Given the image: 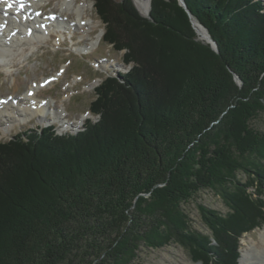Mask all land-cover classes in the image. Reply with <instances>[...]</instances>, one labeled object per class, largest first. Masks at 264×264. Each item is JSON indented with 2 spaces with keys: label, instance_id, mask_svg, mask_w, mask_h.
<instances>
[{
  "label": "trees",
  "instance_id": "16d2710c",
  "mask_svg": "<svg viewBox=\"0 0 264 264\" xmlns=\"http://www.w3.org/2000/svg\"><path fill=\"white\" fill-rule=\"evenodd\" d=\"M185 2L218 52L179 0H151L149 17L94 0L102 40L130 68L95 88L99 118L83 130L0 141V264H139L172 243L197 264H239L242 238L264 226V6Z\"/></svg>",
  "mask_w": 264,
  "mask_h": 264
},
{
  "label": "rangeland",
  "instance_id": "374dc122",
  "mask_svg": "<svg viewBox=\"0 0 264 264\" xmlns=\"http://www.w3.org/2000/svg\"><path fill=\"white\" fill-rule=\"evenodd\" d=\"M63 1L42 0L36 8L44 10L42 12L43 16L55 14L62 20H68L69 18L70 20L80 22L77 19L75 10H67L63 6ZM84 1L77 0L78 4H82ZM115 1L120 2L122 0ZM136 1L134 0L135 5ZM86 2L87 5L85 6L83 17L84 19H89L90 27H92L89 35H83L79 30H76L74 33V31L58 25L40 42L23 40L10 53L12 57L9 56L8 60L2 62L0 66V96L4 98H7L9 95L19 97L26 94L29 89L35 87L47 76L54 75L57 80L45 88L41 87L37 93L38 100L42 98L47 100L46 102L51 108L43 117L39 115L29 117L16 115L15 118L7 115L0 116V141L11 138L20 130H27L29 128L38 129L52 124L56 126L59 134L77 132L82 129L87 119L95 121L98 118V115L91 112L90 109V104L96 97L95 87L108 74L126 71L130 68V66L125 65L123 62L125 50L120 52L115 51L102 40L103 36L97 41L98 35L104 34V25L98 17L94 7V0H86ZM147 6H149L148 1L144 6H141L144 14L140 11L139 6H137L144 16L149 15ZM42 20L41 18L40 22ZM195 20L198 22L197 19ZM200 24L202 27L204 26L202 23ZM200 29L202 28L200 27ZM205 30L208 29L206 28ZM205 37L208 38L198 32L200 40L206 42ZM24 102L33 104L29 100L22 98L18 106ZM12 105V102H8L4 109H0V114L17 110V107H10ZM33 106L34 109L30 112L26 110L27 114L34 113L36 110L43 108L42 106L37 108L34 104ZM63 109L66 112L59 114ZM85 114L87 116L82 124L79 120ZM56 117H60V119ZM62 123L67 124L66 127L62 126ZM259 125L264 129V117L259 120ZM253 190L251 189V191ZM201 195L202 197L199 198V202L216 208L222 213L228 210L222 199L213 191H203ZM187 208L193 220L194 228L198 231L207 232L208 229L200 217L197 202L192 201V203L187 205ZM253 246L257 250L264 248V226L256 228L245 234L242 238V254L239 264H243L242 260L245 258L244 256L250 254L249 249ZM139 264L197 263L192 261L183 246L172 243L160 249H145L141 253Z\"/></svg>",
  "mask_w": 264,
  "mask_h": 264
},
{
  "label": "bare ground",
  "instance_id": "6f19581e",
  "mask_svg": "<svg viewBox=\"0 0 264 264\" xmlns=\"http://www.w3.org/2000/svg\"><path fill=\"white\" fill-rule=\"evenodd\" d=\"M13 1L16 3L15 7L10 10H7L5 8L7 3L0 0V66L2 65L3 61L8 60V57L11 56L10 53H12L15 50V47L20 43H22L23 40L28 42H32V41L40 42L45 38V36L48 33H50V31L54 29V27H57L58 25H60V27L72 30L74 31V33L76 32V30H79L80 33H82L83 35H89V33L92 31V27H90L89 19H84L83 17V13L86 8L85 6L87 5L86 0L82 4H78L77 0L63 1V6L67 10H71V9L75 10L77 19L80 22H77V20H70L69 18L68 20H62L55 15L37 16L35 12H37L39 8L36 7L40 4L42 0H13ZM147 1L149 2V6H147V12L149 13L151 0L136 1L137 2L136 6H139L140 11H142L141 6H144L145 3H147ZM261 2L262 5H264V0H262ZM142 13L144 14L143 11ZM41 18L43 20L40 22ZM43 21L47 22L46 27L42 26ZM196 23L198 24L197 25L198 32L202 33L204 36L209 37V32L205 30L204 27L201 26L200 22L198 21ZM4 24H6L5 28L3 27ZM200 27L202 29H200ZM13 32H15L14 35H12ZM102 36L103 33L99 34L97 41ZM205 39L207 38L205 37ZM39 88L40 85L38 86L35 85V87L29 89L26 94L19 96V99L16 102L14 101L15 97H13L12 100H8L7 103L5 104L0 102V109H4L6 104H8V102L13 103V105L10 107H17V110H15L14 112H10V113L3 112L4 114L1 113L0 116L7 115L15 118L16 115L17 116L25 115L26 117L39 115L40 117H43L47 113V111L51 110V108L49 107L48 104L44 106L40 102V100H38L37 93L40 90ZM1 98L3 97L0 96V100ZM22 98L29 100V102H32L37 108L41 106L43 108L41 110H36V112L34 113L27 114L26 110L30 112L31 110L34 109V106L33 104H29L25 102L19 104L18 106V103L20 100H22ZM65 112H66L65 109H63L61 112H59V114H64ZM55 115L57 116L56 112ZM86 116H87L86 114L83 115V117L79 120V122L82 123L83 120L86 119ZM58 119H60V117ZM62 124L61 125L65 127L67 125L65 123ZM249 250H250V254L244 256L245 258H243L242 260L243 264H264V248H262L261 250L260 249L257 250L253 246Z\"/></svg>",
  "mask_w": 264,
  "mask_h": 264
},
{
  "label": "water",
  "instance_id": "95a60500",
  "mask_svg": "<svg viewBox=\"0 0 264 264\" xmlns=\"http://www.w3.org/2000/svg\"><path fill=\"white\" fill-rule=\"evenodd\" d=\"M179 1H180V4H181L182 6H184V7L187 9V11L189 12V14H190V16H191V18H192L193 25H194V27H195L197 33H198V28H197L196 20H195V18L192 16V14H191V12L189 11V9L187 8V4H186L185 0H179ZM150 11H151V4H150V8H149V14H150ZM146 17H149V15L146 16ZM203 27H204V26H203ZM204 28H205V27H204ZM205 29H206V28H205ZM207 31H208V30H207ZM206 42H207V43H210L211 46H212L217 52L219 51V49H218V45H217V42L211 37L210 34H209V37L206 39ZM234 77H235L236 82H237L239 85H241V84H242V80H241V78H240L236 73H234Z\"/></svg>",
  "mask_w": 264,
  "mask_h": 264
},
{
  "label": "clouds",
  "instance_id": "9594fccd",
  "mask_svg": "<svg viewBox=\"0 0 264 264\" xmlns=\"http://www.w3.org/2000/svg\"><path fill=\"white\" fill-rule=\"evenodd\" d=\"M144 16V15H143ZM146 17V16H145Z\"/></svg>",
  "mask_w": 264,
  "mask_h": 264
}]
</instances>
